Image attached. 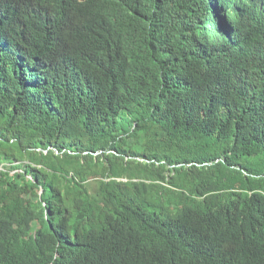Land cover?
I'll list each match as a JSON object with an SVG mask.
<instances>
[{"label": "trees", "instance_id": "obj_1", "mask_svg": "<svg viewBox=\"0 0 264 264\" xmlns=\"http://www.w3.org/2000/svg\"><path fill=\"white\" fill-rule=\"evenodd\" d=\"M1 164L0 264H264V0H0Z\"/></svg>", "mask_w": 264, "mask_h": 264}, {"label": "bare ground", "instance_id": "obj_2", "mask_svg": "<svg viewBox=\"0 0 264 264\" xmlns=\"http://www.w3.org/2000/svg\"><path fill=\"white\" fill-rule=\"evenodd\" d=\"M230 15L231 16L229 17L228 11H224L223 14H222L223 17L220 18L219 25L221 26V25L224 24L226 28H228V29L231 30V23L233 22V20L235 18V16H234V10H232L230 12ZM227 33L229 34L230 32H227Z\"/></svg>", "mask_w": 264, "mask_h": 264}, {"label": "rangeland", "instance_id": "obj_3", "mask_svg": "<svg viewBox=\"0 0 264 264\" xmlns=\"http://www.w3.org/2000/svg\"><path fill=\"white\" fill-rule=\"evenodd\" d=\"M0 167H2V164L0 165Z\"/></svg>", "mask_w": 264, "mask_h": 264}]
</instances>
